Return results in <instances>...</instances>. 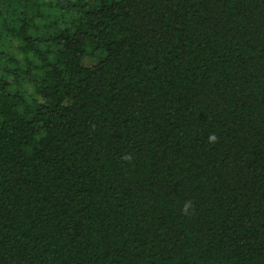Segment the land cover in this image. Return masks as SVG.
Instances as JSON below:
<instances>
[{
  "label": "trees",
  "instance_id": "trees-1",
  "mask_svg": "<svg viewBox=\"0 0 264 264\" xmlns=\"http://www.w3.org/2000/svg\"><path fill=\"white\" fill-rule=\"evenodd\" d=\"M0 264H264V0H0Z\"/></svg>",
  "mask_w": 264,
  "mask_h": 264
},
{
  "label": "clouds",
  "instance_id": "clouds-1",
  "mask_svg": "<svg viewBox=\"0 0 264 264\" xmlns=\"http://www.w3.org/2000/svg\"><path fill=\"white\" fill-rule=\"evenodd\" d=\"M210 139H215V137H210Z\"/></svg>",
  "mask_w": 264,
  "mask_h": 264
}]
</instances>
